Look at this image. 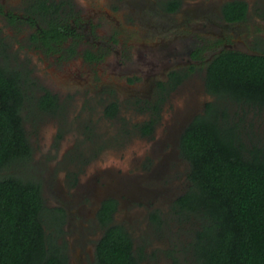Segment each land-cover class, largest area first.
Here are the masks:
<instances>
[{
	"label": "flooded vegetation",
	"instance_id": "1",
	"mask_svg": "<svg viewBox=\"0 0 264 264\" xmlns=\"http://www.w3.org/2000/svg\"><path fill=\"white\" fill-rule=\"evenodd\" d=\"M171 2H178V7L172 10ZM234 2L247 5L242 21L225 17V6ZM77 4L78 0H25L16 7L9 0H0V32L6 26L15 42L0 33V63L20 73L26 103L32 100L38 113L60 117L84 110L89 121L92 115L110 121L136 115L130 129L137 130L147 143L145 148L141 145L132 150L128 163L92 167L89 154L81 153L78 158L74 151L68 152L69 146L62 147L63 156L69 155L67 162L81 163L83 168L67 171L62 184L47 191L57 202L46 215L53 233L48 235L58 244L60 255L67 257L65 264H96L97 246L107 228L101 221L104 204L114 202L116 206L109 226H123L130 234L118 223L122 209L131 212L128 200L142 202L155 197L160 191L146 190L143 182L150 177L161 180L169 174L164 173L167 167L187 161L180 148L181 138L214 99L206 87L211 63L226 51L264 56V35L258 32L259 39L249 44L240 35L239 28L250 16L249 0H86L79 6L81 12ZM106 4L116 6L124 20L130 18L128 30L117 29L120 24L104 8ZM216 15L220 20L216 21ZM133 24L144 30L141 42L128 39ZM201 30L207 39L219 32L212 46L199 36ZM31 49L34 57L29 65L27 61L9 63L15 62L17 50ZM59 81L65 85V93L58 89ZM78 93L81 96L77 97ZM87 93L94 102L86 101ZM47 97L52 103L44 109L42 100ZM84 123L70 127L93 132L94 126ZM174 176L171 172L169 179ZM177 188H172L170 197L164 194L168 207L163 212H174V204L188 190ZM42 192L47 206L43 186ZM157 212L152 214L160 218Z\"/></svg>",
	"mask_w": 264,
	"mask_h": 264
},
{
	"label": "trees",
	"instance_id": "2",
	"mask_svg": "<svg viewBox=\"0 0 264 264\" xmlns=\"http://www.w3.org/2000/svg\"><path fill=\"white\" fill-rule=\"evenodd\" d=\"M171 4L172 10L179 5ZM223 11L228 21H242L247 5L228 3ZM21 79L0 63V264H65L67 257L47 232L50 209L41 182L3 173L32 158ZM206 87L214 101L181 138L190 186L174 213L198 222L191 243L196 264H264V143L247 141L225 104L264 109V56L223 52L209 67ZM42 103L46 109L51 97ZM115 208L105 203L101 212L107 228L96 264H140L128 231L109 226ZM153 220L161 221L156 213Z\"/></svg>",
	"mask_w": 264,
	"mask_h": 264
},
{
	"label": "rangeland",
	"instance_id": "3",
	"mask_svg": "<svg viewBox=\"0 0 264 264\" xmlns=\"http://www.w3.org/2000/svg\"><path fill=\"white\" fill-rule=\"evenodd\" d=\"M24 1L25 0H9V3L11 6L17 5L16 7H19L24 4ZM78 1L80 7H82V4L86 3V0ZM249 1L251 4L250 16L242 27L239 28L241 29L240 35L243 41L248 44L250 41L254 42L256 38L259 39L257 37L258 32L264 35V0ZM76 6L81 12L82 8H80L78 4ZM113 7H109V4L104 5V8H107V11L120 24L117 29L128 30L129 27H127V25L129 24L130 18L124 20L123 15H120L119 9L116 6ZM19 12L22 13V9L19 10ZM214 18L216 21L219 19L217 15L214 16ZM1 20L2 18L0 17V26H2ZM134 26L133 24L131 27L132 37L128 39H132L135 43L141 42L142 37L140 35L144 30L143 28H136ZM0 33L2 35L4 34L8 41L15 44V42H13L14 40H12L13 38L10 39L9 30L6 26H4V30H1ZM197 33L205 42H209L210 46H212V42H215L218 38L219 32H215L217 33L215 34L216 36L208 39L206 38L208 36L203 30ZM15 38H17V36ZM133 46L134 45H132L133 50L134 48L137 50L136 47ZM33 51L32 49L26 52L17 50V54L14 53L15 62L9 61V63L13 65L14 63L19 64L21 61H27L29 65V61L34 57V54H32ZM97 81L101 82L102 80ZM59 82L60 83L57 85V87H59L58 89H61L60 91H62V89L66 90L65 85H63L61 81ZM79 96H81V93L77 94V97ZM85 97L87 102H94V99H89L88 93ZM211 100L214 101V99ZM31 101L32 100H28V103H26L23 115L25 117L24 125L29 140L34 147L33 156L29 161L17 164L3 173L15 174L24 179L41 182L44 187V196L48 208L57 203L55 197L51 199L47 196L48 188L62 184L67 171L83 168L81 163L76 166L73 162V164L67 162V157L69 155L63 156L65 148L62 150V147L68 148L69 146L68 152L74 151L78 158L81 153L89 154V157L93 158L89 163H91L92 167H95L98 165L128 163L133 157L132 150L134 148L139 149L141 145L145 148L144 144L147 143V141L138 134L137 130H134V128L133 130L130 129L132 128V124L136 121V115H123L115 121L105 120L102 116L92 115L89 116L91 119V121H89L86 112L80 110L79 112L72 111L70 115L65 112L62 116L56 117L38 113ZM71 101L77 103L74 97L71 98ZM225 104L228 106L234 121L239 125V129L245 132V139L250 141L255 139L253 137H257L264 143V109L260 111L257 108L242 107L235 103H226V101ZM138 119H140V117H137V122ZM78 122L80 124H87L84 122H88L90 125H93V132L82 133V131L80 132V127H70ZM124 128L127 129V133L122 132ZM143 148L140 151H142ZM148 155L149 154L146 156ZM70 159L72 161L74 155H71ZM78 162H81V160L78 159ZM189 167L190 165L187 161L176 165L175 168L171 165L165 170L164 173L169 174L164 176L163 179L161 178L160 180L150 177L145 180L143 186L146 190H159L160 192L156 193L155 197H149L147 201L137 202L136 200H128L129 203L132 204L128 207L131 212L128 213L129 211L127 212L126 209H122L119 213L118 219L120 222L118 223L124 225L129 230L134 241L137 256H141L140 264H196L194 262L191 243L193 239L192 231L196 228L198 222L179 218L171 210L165 213L168 206H166L167 200H164V194L167 197L171 196L173 193L172 188L180 189L177 188L178 186L181 187L183 191L188 189ZM80 172L81 174L83 173V171ZM171 172H173L175 176L169 179ZM167 188L171 189L168 190ZM140 199L142 200V198ZM147 203L152 207L149 208ZM156 211H158L157 213L160 215V223L155 222L151 217V214ZM137 212H140L142 216H137ZM47 232L53 235L51 225H48Z\"/></svg>",
	"mask_w": 264,
	"mask_h": 264
}]
</instances>
